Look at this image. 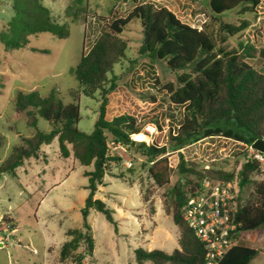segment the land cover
<instances>
[{
    "label": "rangeland",
    "instance_id": "374dc122",
    "mask_svg": "<svg viewBox=\"0 0 264 264\" xmlns=\"http://www.w3.org/2000/svg\"><path fill=\"white\" fill-rule=\"evenodd\" d=\"M42 1L57 23L68 25L70 36L58 39L41 33L31 36L27 47L18 50H7L0 42V133L4 136L0 165L16 145L36 133V129L28 127L27 118L15 114L13 101L19 91L37 90L46 96L56 89L64 104L73 103L72 92L78 94V128L85 133L93 131L101 93L98 91L94 98L83 95L73 70L85 47L90 48L100 33L104 21L98 17L115 14L126 17L135 5L132 0ZM136 2L166 7L182 22L194 27L201 28L205 22H210L204 0ZM69 6L72 9L68 17ZM75 14L77 19H74ZM13 15L12 0H0V32ZM121 37L126 40L128 50L125 59L115 66L117 87L108 95L107 118L130 114L143 127L139 134L141 140L163 146L169 129L178 127L183 120V109L160 92L161 85L175 81L176 73L170 71L165 62L140 55L143 42L140 20L132 21ZM240 40L254 44L257 49L264 46V3L253 25L242 35L228 39L225 47L237 49ZM246 61L264 73L263 58L258 56ZM156 81L160 86L155 85ZM37 129L49 132L52 127L39 118ZM42 151L40 159L26 160L15 176L0 174V264H76L60 263L58 258L60 247L68 240V230L82 227L81 209L89 194L84 172L91 171L93 166H83L73 156L62 158L57 137L44 145ZM116 152L109 150L111 157H118ZM180 152L199 170L237 173L247 159L244 144L224 137L200 140ZM121 154L118 158L122 161L111 164L95 196L115 211L117 229L102 213L90 212L88 222L93 228L95 246L93 257H87L85 264H137L135 250L138 248L168 253L179 248L178 228L164 205L168 203V190L179 178L178 152L166 154L173 168L171 184L166 188L157 187L150 178L146 157L128 149ZM128 161L132 164L130 168L126 165ZM251 180L240 192L244 204L255 201V182L264 180V172L254 173ZM233 182L238 184L237 180ZM239 244L258 249L260 253L252 264H264V228L243 232ZM85 251L82 245L77 252Z\"/></svg>",
    "mask_w": 264,
    "mask_h": 264
},
{
    "label": "trees",
    "instance_id": "16d2710c",
    "mask_svg": "<svg viewBox=\"0 0 264 264\" xmlns=\"http://www.w3.org/2000/svg\"><path fill=\"white\" fill-rule=\"evenodd\" d=\"M132 1L134 8L126 17L116 14L98 17L104 21L100 33L90 48L85 47L73 70L83 95L94 98L98 91L101 93L93 131L85 133L78 128V94L72 92L73 103L64 104L56 89L46 96L37 90L19 91L13 101L15 114L27 118L28 127L36 129V133L14 147L0 165V174L15 176L26 160L40 159L42 147L56 137L62 158L73 156L81 165L93 166L91 171L84 172L89 194L81 209L82 227L68 230L69 239L60 247L58 258L60 263L83 264L87 257L94 255V232L88 222L90 212L102 213L117 229L115 211L95 198L111 164L122 161L110 156L108 142L113 141L146 157L148 174L159 188L171 184L173 168L166 154L178 152L179 178L168 190V203L164 205L178 228L179 248L171 253L138 248L135 250L136 261L137 264H206L205 245L183 218L186 200L201 190L205 180L211 179L237 180L241 192L252 183L251 176L260 170V165L255 160L245 159L237 173L199 170L185 160L180 151L207 138L224 137L246 147L264 138V73L246 61L258 56L264 59V46L257 49L254 44L240 40L237 49L225 47L228 39L242 35L253 25L264 0H204L210 22H205L201 28L182 22L166 7ZM71 9L69 6L66 11L68 17ZM12 10L14 15L0 32V42L7 50L26 48L30 37L41 33L58 39L70 36L68 25L57 23L42 0H12ZM74 19H77L76 14ZM136 19L140 20L143 34L140 55L165 62L168 69L176 73L175 81L161 85L160 92L183 109V120L178 127L169 129L163 146L146 144L139 138L143 127L134 116L122 114L107 118L108 95L117 87L115 66L125 59L128 50L121 35ZM155 85L160 86V82L156 81ZM39 118L50 123L52 129L49 132L37 129ZM3 145L4 136L0 133V149ZM254 194L255 201L244 204L239 193L236 219L241 224V233L264 228V180L255 182ZM82 245L86 251L77 252ZM259 253L258 249L238 243L219 264H252Z\"/></svg>",
    "mask_w": 264,
    "mask_h": 264
},
{
    "label": "built area",
    "instance_id": "2783aa9c",
    "mask_svg": "<svg viewBox=\"0 0 264 264\" xmlns=\"http://www.w3.org/2000/svg\"><path fill=\"white\" fill-rule=\"evenodd\" d=\"M264 140V138H263ZM109 150L121 151L126 147L109 141ZM114 154L112 153V156ZM255 160L264 172V152L247 146V159ZM128 168L131 162H126ZM240 188L233 181L205 180L201 190L191 195L182 208L184 221L205 245L206 264H219L226 254L239 243L241 224L237 221L240 207Z\"/></svg>",
    "mask_w": 264,
    "mask_h": 264
},
{
    "label": "water",
    "instance_id": "95a60500",
    "mask_svg": "<svg viewBox=\"0 0 264 264\" xmlns=\"http://www.w3.org/2000/svg\"><path fill=\"white\" fill-rule=\"evenodd\" d=\"M252 147H253L254 149H256V150H259V151H261V152H264V140H263V138H262V139H257V140L253 143ZM0 246H1V244H0Z\"/></svg>",
    "mask_w": 264,
    "mask_h": 264
},
{
    "label": "crops",
    "instance_id": "0c3cea01",
    "mask_svg": "<svg viewBox=\"0 0 264 264\" xmlns=\"http://www.w3.org/2000/svg\"><path fill=\"white\" fill-rule=\"evenodd\" d=\"M103 181H104V179H103ZM96 196V195H95ZM13 231H15V229L13 230ZM69 239V238H68ZM87 259V258H86ZM86 259L84 260V263L83 264H85V261H86ZM148 264V263H147Z\"/></svg>",
    "mask_w": 264,
    "mask_h": 264
},
{
    "label": "bare ground",
    "instance_id": "6f19581e",
    "mask_svg": "<svg viewBox=\"0 0 264 264\" xmlns=\"http://www.w3.org/2000/svg\"><path fill=\"white\" fill-rule=\"evenodd\" d=\"M141 139V137H139Z\"/></svg>",
    "mask_w": 264,
    "mask_h": 264
}]
</instances>
